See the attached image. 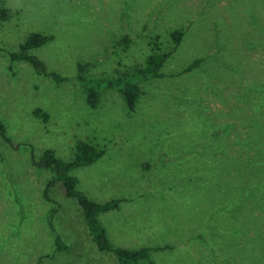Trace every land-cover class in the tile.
Segmentation results:
<instances>
[{"label":"rangeland","instance_id":"obj_1","mask_svg":"<svg viewBox=\"0 0 264 264\" xmlns=\"http://www.w3.org/2000/svg\"><path fill=\"white\" fill-rule=\"evenodd\" d=\"M1 5L15 14L0 23V264H120L97 250L59 182L51 223L68 250L53 253L42 197L53 174L33 162L46 149L67 161L77 141L103 150L69 171L77 189L120 200L96 215L113 247L157 248L152 264H264V0ZM173 30L183 32L177 45ZM30 32L52 37L29 52L64 81L8 60ZM162 51H172L162 76H131L142 91L132 112L101 85L96 107L87 105L78 63L83 79L124 77Z\"/></svg>","mask_w":264,"mask_h":264},{"label":"trees","instance_id":"obj_2","mask_svg":"<svg viewBox=\"0 0 264 264\" xmlns=\"http://www.w3.org/2000/svg\"><path fill=\"white\" fill-rule=\"evenodd\" d=\"M2 2L3 0H0V23L9 20L15 14V12H12L10 9L1 5ZM182 35L183 32L181 30H173L169 33V37L173 41L174 45L179 43ZM51 38L52 37L50 35L40 34L37 32L28 33L24 40L18 45L16 50L8 52V60L10 62L18 60L25 61L35 72L49 76L55 82L64 81L65 77L57 74L56 72L47 71L44 63L37 56L29 52L32 48L39 47L48 42L51 40ZM171 52L172 51H162L158 53H150L144 59L142 67L135 69L130 76L125 75L124 77L83 79L81 74L87 67V64L78 63L77 78L80 81H83V85L85 87V101L87 105L90 108L96 107L100 96L99 86L101 85L104 88L115 89L121 96L127 112H132L134 110L135 103L142 91L140 87L134 81H132L131 76H135L136 78L142 80L162 76L159 72V69L162 63L169 57ZM199 61L200 59L193 60L184 68L183 71L190 70L196 66ZM33 113L35 115L41 114L43 119L46 118V114L42 113L37 108L33 110ZM0 138L4 142L8 141L6 130L1 121ZM102 153L103 150L101 148H98L89 142L77 141L73 147V156L67 161L57 158L51 150L46 149L42 152L40 158L33 162L37 168L49 169L53 174V177L46 181L42 191V197L46 202L52 205L49 210L50 215L48 219V226L51 232H54L53 253L66 252L68 250L65 243L60 240L58 234H56L54 231L55 229L51 223L53 215L58 210V205L57 202L50 196L49 191L55 183L59 182V187L61 188L62 194L68 198H75L80 208L82 220L86 227L87 233L89 234L97 250L111 252L115 256L117 262L120 264H138L139 260H147L149 264H152V262L149 260V251L152 248L142 247L139 249H125L121 247H113L105 235L104 228L98 222L96 215L100 212H105L116 208L120 200L111 199L98 203L87 198L80 190L77 189V178L69 174V171L73 168L91 164L97 160L102 155ZM36 264H41L39 259Z\"/></svg>","mask_w":264,"mask_h":264},{"label":"crops","instance_id":"obj_3","mask_svg":"<svg viewBox=\"0 0 264 264\" xmlns=\"http://www.w3.org/2000/svg\"><path fill=\"white\" fill-rule=\"evenodd\" d=\"M108 239V238H107Z\"/></svg>","mask_w":264,"mask_h":264}]
</instances>
